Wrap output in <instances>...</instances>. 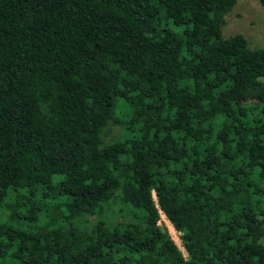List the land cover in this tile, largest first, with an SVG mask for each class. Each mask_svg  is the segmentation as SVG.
<instances>
[{"label": "trees", "instance_id": "trees-1", "mask_svg": "<svg viewBox=\"0 0 264 264\" xmlns=\"http://www.w3.org/2000/svg\"><path fill=\"white\" fill-rule=\"evenodd\" d=\"M235 3L0 0V264H264V48L223 36Z\"/></svg>", "mask_w": 264, "mask_h": 264}, {"label": "rangeland", "instance_id": "rangeland-1", "mask_svg": "<svg viewBox=\"0 0 264 264\" xmlns=\"http://www.w3.org/2000/svg\"><path fill=\"white\" fill-rule=\"evenodd\" d=\"M222 33L224 37L240 33L246 38L250 48H264V7L260 0H236L233 8L225 15ZM113 132L117 134L118 130L114 129ZM119 207L115 206V211H118ZM158 224L169 232L172 240L186 255L179 237L180 233L162 213ZM260 241L264 244V237Z\"/></svg>", "mask_w": 264, "mask_h": 264}]
</instances>
